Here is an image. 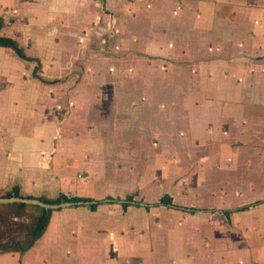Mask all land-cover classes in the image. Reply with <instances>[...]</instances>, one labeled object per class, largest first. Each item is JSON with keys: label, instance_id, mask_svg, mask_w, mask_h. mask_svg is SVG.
I'll return each instance as SVG.
<instances>
[{"label": "crops", "instance_id": "0c3cea01", "mask_svg": "<svg viewBox=\"0 0 264 264\" xmlns=\"http://www.w3.org/2000/svg\"><path fill=\"white\" fill-rule=\"evenodd\" d=\"M102 1L133 9L135 32L142 39L121 47L117 84L109 60L100 64L110 76L107 88L67 92L71 112L64 121V92L56 89L53 96L47 88L33 91V79L45 85L61 81L39 71L44 65L63 66L64 13L79 16L81 10L89 24L95 0H0V36L13 38L41 63L36 77L37 62L33 66L12 48L0 46V198H10L5 195L18 187L26 199L61 194L103 199L109 194L99 197L77 190L88 189L82 172L92 170L96 145L183 138L204 146L205 160L222 162L220 174L230 179L233 198L219 209L181 205L165 193L176 204L198 210L170 208L192 215L218 214L228 224L247 214L248 226L263 228L249 234L254 245L234 246L213 257L205 253L204 263L264 264V0ZM33 15L45 19L42 30ZM83 104L88 109L84 113ZM113 106L136 109L140 116L132 127L117 125L120 133L107 121ZM84 116L86 121L81 120ZM18 203L0 202V264H173L169 251L145 254L139 238L101 234L103 221L91 215L104 205L121 203L102 204L96 211L75 203L54 209L33 245L38 210L31 207L35 204L21 208ZM145 204L138 208L149 212L159 207L147 211ZM225 210L232 212L226 215ZM179 258V264H190L188 256Z\"/></svg>", "mask_w": 264, "mask_h": 264}, {"label": "rangeland", "instance_id": "374dc122", "mask_svg": "<svg viewBox=\"0 0 264 264\" xmlns=\"http://www.w3.org/2000/svg\"><path fill=\"white\" fill-rule=\"evenodd\" d=\"M94 12V19L89 24H86L88 22L86 13L81 10L79 16L71 17L69 13H64L63 66L44 65L39 71L44 77H59L61 81L45 85L39 79H33V91L47 88L52 91L53 96L56 89L64 92V121L68 120L71 112L69 105L71 97L67 92L107 88L110 76L105 75L104 67L100 64L109 60L112 64L111 79L117 84L115 81L120 80L117 74L122 68L121 47L135 43L137 38L142 39L141 35L135 32L137 18L133 15L135 14L133 9L123 10L119 2L103 3L102 0H95ZM34 17L35 15L33 21L37 22L38 28L42 30L41 25L45 24V19ZM32 52L38 53L35 49ZM35 64L36 62L32 61V65ZM126 99V96H123L121 101ZM79 100L85 99L80 97ZM81 107L84 108L80 109L83 113L88 110L85 104ZM139 116L136 109L126 110L124 106L121 108L113 106L106 115L107 121L114 125L115 131L117 125L128 124L132 127L130 124L137 121ZM81 120L86 121L85 116L81 117ZM117 131L122 132L121 129ZM148 132L151 133L150 130ZM152 139L144 140L141 144L131 140L117 147L96 145L94 147L96 161L95 164H91L92 170L87 167L82 172L83 178L88 179V189L77 190L99 197L109 194L124 198L128 194H135V200L141 203L155 202L165 193H170L176 202L185 206L219 205L216 208L222 209L224 205L229 204L232 196V193H229L232 187L230 179L223 178L220 174L224 167L222 162L205 160L207 156L204 153V146L189 144L183 138L174 141L160 140L156 137ZM88 149L92 150V147ZM232 203L235 205V202ZM253 213L252 218L256 212ZM91 217L103 221L101 234H110L112 239L125 235L131 240L139 238L143 240L145 254L153 251H160L161 254L162 251L164 254L170 252L173 264L180 263L179 255L188 256L190 264H207L203 261V259L208 261V257L203 258L205 253L213 257L227 254L226 252H230L234 246H244L247 249L248 245H254L253 241L251 243L249 241V234H255L259 229L262 232L263 229L248 226L247 214H240L235 223L228 224L218 214L192 215L165 206L152 208L146 212L136 206L124 210L120 204H108ZM220 235L224 240L219 239ZM236 238H239V243L234 242ZM258 245L260 243H256V246ZM241 259L248 262L252 260L245 257ZM226 260L225 257V263Z\"/></svg>", "mask_w": 264, "mask_h": 264}, {"label": "trees", "instance_id": "16d2710c", "mask_svg": "<svg viewBox=\"0 0 264 264\" xmlns=\"http://www.w3.org/2000/svg\"><path fill=\"white\" fill-rule=\"evenodd\" d=\"M1 26H2V23L0 22V28H1ZM0 46L10 47L13 50H15V52L21 58H23L25 60L37 62V65L34 69L33 75L36 77H40V75L38 74V71L41 67L40 60L35 58V57L28 56L24 52L23 47H21L16 40H14L13 38L0 36ZM5 196L6 197H12V196L20 197L19 188L17 187L15 189L14 193L10 192V193H7ZM27 198H35V197H27ZM37 199H39L45 203H48V204H59L63 201L73 202V203H75V206L87 208V209H90L91 211H96L100 205L106 204V203H121V205L125 209H127L130 205H135L137 207L141 206V202L135 200V194H128L124 198L114 197V196L108 195L107 197H105L103 199H95L93 197H83V196H68L66 194H61L57 198L39 197ZM18 205L21 208L28 207V205L26 203H23V202L18 203ZM156 206H169V207H174V208H178V209L188 210L192 213H194L198 210L197 208H193V207L188 208V207H183V206L176 204L174 202L173 197L170 194H164L157 201L152 202V203H146L144 205V207L147 211L150 210L152 207H156ZM249 206L250 205L244 206L240 209H246ZM31 207L38 210V214L36 216L35 226L32 230V234H31V236H32V243L31 244L33 245L35 240L40 238L44 234V232L46 231V229L49 225L51 216H52V212L54 209L45 208V207H42L39 205H32ZM224 212L226 215H230L232 210H225Z\"/></svg>", "mask_w": 264, "mask_h": 264}, {"label": "water", "instance_id": "95a60500", "mask_svg": "<svg viewBox=\"0 0 264 264\" xmlns=\"http://www.w3.org/2000/svg\"><path fill=\"white\" fill-rule=\"evenodd\" d=\"M0 202H23V203L35 204L45 208H52V209H61L74 204L72 202H66V201H63L59 204H48L39 199H26L21 197L0 198Z\"/></svg>", "mask_w": 264, "mask_h": 264}]
</instances>
